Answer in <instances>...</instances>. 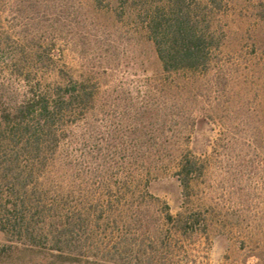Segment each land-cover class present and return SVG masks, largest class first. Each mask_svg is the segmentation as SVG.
Instances as JSON below:
<instances>
[{"label":"rangeland","instance_id":"1","mask_svg":"<svg viewBox=\"0 0 264 264\" xmlns=\"http://www.w3.org/2000/svg\"><path fill=\"white\" fill-rule=\"evenodd\" d=\"M148 1L168 2L0 0V82L37 56L34 83L63 73L93 94L41 171L21 158L5 178L0 166V264H264V0H188L218 49L207 71L178 73L148 39ZM183 156L195 162L188 197ZM18 173L30 235L2 208L23 200ZM51 222L69 232L57 246Z\"/></svg>","mask_w":264,"mask_h":264},{"label":"trees","instance_id":"2","mask_svg":"<svg viewBox=\"0 0 264 264\" xmlns=\"http://www.w3.org/2000/svg\"><path fill=\"white\" fill-rule=\"evenodd\" d=\"M210 2L215 4L216 1ZM142 10L145 12L143 23L148 39L155 48L163 72L207 71L211 63L210 53L218 49L217 39L211 23L200 20L188 0H168L161 5L148 1ZM30 61L32 63L27 60L30 68L26 69L27 63H24L26 59L19 58L16 61L18 64L16 69L10 71L11 80L0 82V166L4 167L5 178L21 158L26 159L30 175L35 171H41L47 160L45 156L49 154L52 159L60 146L62 139L59 128L64 124V120L77 115L79 110L81 112L93 101V94L88 86L73 79H65L63 73L56 75L57 81L54 84L45 86L40 80L34 83L31 80L33 75L36 77L37 72L34 68L41 63V59L35 56ZM194 170L195 162L183 156L178 175L187 197L189 181ZM21 176L23 173H18L14 179L11 194L15 196L14 198L23 200L20 204L16 203L14 206L5 204L2 208L15 217L14 222L7 219L11 229H17L20 233L26 231L27 235H30L29 224L25 222L24 213L20 212L23 211L20 207H26L24 200L27 196L26 177ZM68 196L62 192L57 193L53 199L50 210L54 218L61 217L60 208L66 205ZM38 201L43 202L42 199ZM30 202L33 206L32 199ZM40 210L39 206L34 205V216L40 215ZM168 216L171 218V215ZM192 218V215H189L184 221V226ZM74 219L75 217L66 219L67 230ZM58 226L59 223L51 222L49 228L48 237L54 240L55 246L69 233L67 230L62 231Z\"/></svg>","mask_w":264,"mask_h":264}]
</instances>
